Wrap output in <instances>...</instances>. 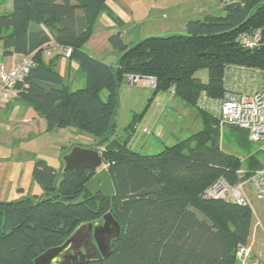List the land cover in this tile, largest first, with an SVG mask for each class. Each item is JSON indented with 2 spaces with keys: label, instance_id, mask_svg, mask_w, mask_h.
Returning a JSON list of instances; mask_svg holds the SVG:
<instances>
[{
  "label": "trees",
  "instance_id": "1",
  "mask_svg": "<svg viewBox=\"0 0 264 264\" xmlns=\"http://www.w3.org/2000/svg\"><path fill=\"white\" fill-rule=\"evenodd\" d=\"M105 1L12 0L11 12L0 14L2 55L30 57L33 63L15 85L18 96L44 119L47 131L75 128L104 145L114 135L119 89L126 77H152L151 98L173 90L197 111L202 130L145 155L127 146L141 116L135 115L124 145L103 153L112 197L84 189L93 172L58 173L36 160L32 179L42 196L0 202V264H35L79 226L106 213L120 227L110 255L79 264H235L237 246L246 245L250 237L252 211L229 198H205L204 192L219 179L233 186L250 173L240 174V160L221 151V127L196 102L202 92L223 96L228 69L264 70V0L226 2L222 16L206 14L187 22L184 34L148 37L132 47L120 33L112 34L108 44L120 54L115 65L82 49ZM254 31L261 33L260 43L242 47L238 35ZM50 43L70 49L68 59L85 74L83 88L70 91L61 84L53 60L60 55L43 61ZM201 70L207 71L206 83L195 75Z\"/></svg>",
  "mask_w": 264,
  "mask_h": 264
},
{
  "label": "crops",
  "instance_id": "2",
  "mask_svg": "<svg viewBox=\"0 0 264 264\" xmlns=\"http://www.w3.org/2000/svg\"><path fill=\"white\" fill-rule=\"evenodd\" d=\"M217 1L106 0L94 23L92 36L82 49L98 61L115 65L120 54L108 44L107 39L110 35L120 33L124 43L132 47L148 37L184 34L186 23L202 19L204 15L209 14L212 3ZM11 10L12 0H0V14L9 13ZM21 58V55L16 54L2 55L0 43V64L12 66ZM42 59L48 62L51 58L43 52ZM53 60L54 70L63 86L70 91L84 87L85 74L77 62L63 56ZM228 70L225 84L229 89L247 93L256 88L258 79L250 83L247 79H240V70L233 68ZM124 83L130 86L127 81ZM137 88L142 90L145 97L138 104L140 108L134 110L139 109L134 115H141L134 131L141 125L140 131L145 137L135 139V142L131 143V137L129 138L128 145L129 143L133 145L137 149L135 151L145 155L157 154L165 146L185 140L202 130L201 118L193 107L168 92L159 93L152 99L150 87ZM125 90L126 87L121 89L122 92ZM102 98H105V93ZM127 137L117 139L113 135L109 141L116 139L123 143ZM80 140L84 142H75ZM256 143L244 129L233 126L220 128V149L240 160L238 171L240 174H249L264 168V159L258 161L254 157L258 149L262 150V144L255 151L252 150L254 149L252 145ZM105 144L97 145L94 137L86 136L75 128L47 131L44 119L18 96L16 90L12 91L9 99L0 104V202L15 201L28 195L42 196V188L32 179V169L36 160L45 161L61 173L64 166L62 157L68 154L72 147L78 145L99 150ZM246 186L250 187L249 193L253 194V190L250 185H245L246 196L250 202ZM250 209L253 219L247 245L251 247L254 257L264 261V215L259 217L251 208V202ZM256 221L259 222V226L256 225Z\"/></svg>",
  "mask_w": 264,
  "mask_h": 264
},
{
  "label": "built area",
  "instance_id": "3",
  "mask_svg": "<svg viewBox=\"0 0 264 264\" xmlns=\"http://www.w3.org/2000/svg\"><path fill=\"white\" fill-rule=\"evenodd\" d=\"M239 0H227L236 2ZM242 47L252 49L260 43L261 33L259 31L244 32L238 35ZM70 49L50 43L45 50L47 56L58 54L69 58ZM33 66L30 57H22L12 66L0 64V104L9 99L15 85L27 77ZM240 79H247L254 83L259 80L256 88L251 92H236L227 87L226 75L224 76L225 92L221 98H212L204 92L201 93L196 106L199 110L210 114L219 127L233 126L248 132L252 141L264 145V70L240 68ZM257 80V81H258ZM127 83L130 85L155 87V79L152 77L128 76ZM173 95V90L169 92ZM146 132V129L143 130ZM104 167H107L105 165ZM250 185L255 198L264 204V168L253 173L242 183L229 185L223 179H219L212 187L204 192L205 198H229L240 205L250 207V202L245 193V185ZM259 226V222L256 221ZM235 264H264V261L254 257L250 246L238 245L235 250Z\"/></svg>",
  "mask_w": 264,
  "mask_h": 264
},
{
  "label": "water",
  "instance_id": "4",
  "mask_svg": "<svg viewBox=\"0 0 264 264\" xmlns=\"http://www.w3.org/2000/svg\"><path fill=\"white\" fill-rule=\"evenodd\" d=\"M105 143L99 150L78 145L72 147L70 152L62 157V172L73 171L77 175L84 171L93 172L92 178L84 184V189L92 195L112 197L115 191L109 170L104 167L103 153L112 152L124 143L116 139ZM119 235V225L110 213H106L100 220L79 226L61 246L42 253L34 263L79 264L106 258L111 253L112 241Z\"/></svg>",
  "mask_w": 264,
  "mask_h": 264
},
{
  "label": "rangeland",
  "instance_id": "5",
  "mask_svg": "<svg viewBox=\"0 0 264 264\" xmlns=\"http://www.w3.org/2000/svg\"><path fill=\"white\" fill-rule=\"evenodd\" d=\"M224 2L226 3L227 0H218L216 3L213 2L212 7L209 9V14L214 15V16H222L223 15L222 6H224V4H225ZM195 75L202 82L207 80V77H208L206 70H201L198 73H196ZM125 87H126L125 92H122L121 89L125 88ZM137 87L138 86H136V85L127 86L125 83H123L119 89L118 107L116 109V113L114 115V120H113V123H114L113 124L114 125L113 131H114V135L116 136L117 139L126 138V136L129 135V133L131 132V129H130L131 124H133V121H134V116H135L134 113L137 112L139 109H137V111H134V110L136 108H140V105H138V104L140 103V100L145 97L142 94V90L137 88ZM103 94H104V92L101 94V97L103 96ZM140 127H141V125H139V127H137V130L133 131L131 139H130V143L132 141L135 142V139H141V138L145 137V134L141 133ZM85 135L91 137V135H89V134L85 133ZM75 142H84V141L80 140V141H75ZM130 143H129L128 147L133 148L132 150H137ZM259 145H261V143L253 144L252 146L254 149H252V150L255 151V149H258ZM254 157L258 161H261L264 159V145H262V150L258 149V151L254 155ZM249 188H250L249 186H246V191L248 193H249ZM249 199L251 202V208L254 210V212L259 217L264 215V204L259 202L252 193H249Z\"/></svg>",
  "mask_w": 264,
  "mask_h": 264
}]
</instances>
